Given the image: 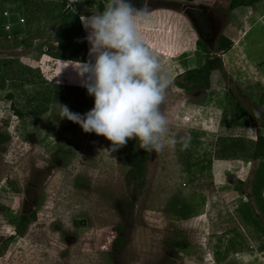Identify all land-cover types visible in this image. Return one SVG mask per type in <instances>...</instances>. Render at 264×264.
<instances>
[{"label": "rangeland", "instance_id": "obj_1", "mask_svg": "<svg viewBox=\"0 0 264 264\" xmlns=\"http://www.w3.org/2000/svg\"><path fill=\"white\" fill-rule=\"evenodd\" d=\"M85 1L73 13L63 8L65 0H0V14L15 18L19 35L46 36L30 46L24 38L0 41V132L8 135L0 151V264H264V230L238 226L234 211L246 199L264 224V185L254 188L257 161L248 157L254 134L264 135L257 126L264 97L238 79V66H232L233 76L223 70V52L214 51L221 22L215 1L129 0L135 9L144 2L167 11L157 15L164 21L158 31L154 23L138 31L171 79L161 110L178 141L149 153L140 186L124 183L125 168L111 141L61 118V105L81 115L94 107L87 88L72 83L85 79L76 65L63 68L46 55L72 56L76 43L89 53L80 17L97 8L95 0ZM205 49L221 64L210 88L176 87L186 65L200 62ZM42 94L49 97L39 103L44 110L29 113ZM235 100L255 127L242 115L239 125L226 127ZM220 138L233 149L217 158ZM182 203L195 207L186 218L179 216ZM20 214L28 221L16 235Z\"/></svg>", "mask_w": 264, "mask_h": 264}, {"label": "clouds", "instance_id": "obj_2", "mask_svg": "<svg viewBox=\"0 0 264 264\" xmlns=\"http://www.w3.org/2000/svg\"><path fill=\"white\" fill-rule=\"evenodd\" d=\"M146 14L147 5L136 10L129 0H107L103 11L80 17L94 62L75 64L94 107L81 115L61 105V118L78 123L86 133L103 135L112 142L111 151L133 138L149 153L178 142L161 110L171 79L138 31L137 21ZM180 142L188 147L186 138Z\"/></svg>", "mask_w": 264, "mask_h": 264}, {"label": "trees", "instance_id": "obj_3", "mask_svg": "<svg viewBox=\"0 0 264 264\" xmlns=\"http://www.w3.org/2000/svg\"><path fill=\"white\" fill-rule=\"evenodd\" d=\"M85 3L87 5H94V0H86ZM239 4L238 0H230L227 9H230L236 5ZM105 3L102 0H95V6L97 8V11H103ZM14 11V9H12ZM13 17V16H12ZM14 18V17H13ZM11 16L9 17V21L13 22L15 21V18L13 19ZM13 19V20H12ZM5 22L4 17L0 15V41H12L14 38L16 41L14 43H17L20 39V42H22V39L25 38L24 34L19 35L18 30L19 27L17 25H14L11 23V27L8 31H5L2 28L3 23ZM28 46H30L31 42L26 41ZM231 45V42L228 38H226L224 35H217L215 40V47L214 51L218 52H224L226 51ZM17 46V45H15ZM78 43L72 47L73 54L72 56H65L62 58H56L54 54H48L49 59L51 60H59L58 62H63L64 59L67 60H77L81 62L88 61V54L84 50V48L79 47ZM204 49V48H203ZM204 57L202 61L196 65L189 68L184 69L181 72L180 78L175 81V85L179 88H182L184 90H189L193 88L198 89H208L211 86V75L215 70H220L221 64L220 60L216 56H210L209 52H204ZM60 65V64H59ZM84 81V80H83ZM74 82V87L77 89H84L85 87L82 86V83L78 78L74 77L72 79V83ZM2 84V81L0 82V86ZM229 96H231V92H227ZM10 96V95H9ZM264 97V96H262ZM49 97L47 95H43L40 99H38L36 106H33V108L29 111V113L33 110L36 113H40L44 110V108L40 107V102H44ZM65 101V99H64ZM68 102V100H67ZM70 104L74 103L69 101ZM232 109L229 111V113L226 115V118H224V124L226 127H231V124H238V122H235L239 116H243L246 118V123L252 125L255 127L256 125L252 122L254 118L252 116L248 115V112L245 109H241L240 104L237 100L234 101ZM233 124V125H234ZM242 127V125L240 124ZM257 126L264 127V113L262 116H260V119L258 121ZM223 138H220L219 140H222ZM8 140V135L4 132H0V151L3 150V147L1 146L2 143ZM220 146L217 149V153L219 154L217 158H222L223 156H227L228 153L232 152L233 146H231V142L227 140L219 141ZM239 149H243L242 145L237 146ZM118 155V160L121 166L125 168L124 170V183H130L131 181H136V185L140 186L143 179L144 169L146 160L148 158L149 152H146L144 149L140 148L138 146V140L136 138L129 139L127 144L123 147H120L116 150ZM248 157L250 159H256V177L253 181L254 188L258 191L262 186L264 185V135L260 133H255L253 137V142L250 147V151L248 153ZM256 203L257 200L261 203V197L256 195ZM248 200L245 199L237 208L235 211V216L238 218L237 225L242 227V225H253L254 229L260 230V233L264 230V224L256 218V216L253 213V206L249 205ZM246 206V210L242 208V206ZM244 206V207H245ZM262 206V207H261ZM261 208H264V205L261 204ZM195 207H192L190 205H187L186 203H182L181 208L179 210V216L181 218H186L190 216V213H192L193 209ZM242 209L244 211H242ZM28 221V218L22 214H20L16 219L14 223V234L20 235L22 233V228L25 225L22 224L23 222ZM243 223V224H242ZM245 225V226H246ZM243 229V228H242ZM113 232H115V229H111ZM11 238V236H9ZM262 247H264V244H262Z\"/></svg>", "mask_w": 264, "mask_h": 264}, {"label": "crops", "instance_id": "obj_4", "mask_svg": "<svg viewBox=\"0 0 264 264\" xmlns=\"http://www.w3.org/2000/svg\"><path fill=\"white\" fill-rule=\"evenodd\" d=\"M214 1L217 15L221 17L219 34L224 35L231 42L230 47L221 54V62L224 68L223 70L226 73L229 70V74H227L233 76L232 66H238L237 69L240 71L237 73V75H239L238 79H244L245 81L252 83L253 86L257 88L254 90V96H264V0H238L239 4L230 9H227V5L230 0ZM79 4L80 0L71 8H67L64 3L63 8L65 11H72L75 13L77 11V7H80ZM164 8L165 7L161 6H153L152 9H147V14L137 21V26L144 25L147 27L150 23H154V29L155 31H158V25L164 24V21H158L157 15L160 13V10L167 12ZM150 28L147 27L146 29L151 30ZM43 34L44 33L39 32L37 34L27 32V34H24L25 38L23 41L25 40L26 42L30 40V45H33L35 41H40L46 37L43 36ZM45 34L47 35L48 32ZM216 37L214 39V43ZM80 47L84 48L86 52L88 51L83 45ZM46 55L48 56V54ZM87 57L89 61L91 59V57H89V53ZM58 61L59 60H55L56 63ZM201 61L202 59H200V62ZM75 62H77V60H64L63 65L60 64V66L63 68H70L74 66ZM200 62L190 66L186 65V68L196 66ZM55 64L53 69L55 68ZM186 92H188V90H186Z\"/></svg>", "mask_w": 264, "mask_h": 264}, {"label": "built area", "instance_id": "obj_5", "mask_svg": "<svg viewBox=\"0 0 264 264\" xmlns=\"http://www.w3.org/2000/svg\"><path fill=\"white\" fill-rule=\"evenodd\" d=\"M79 0H66V2H65V6L67 7V8H71L76 2H78ZM2 14V15H1ZM1 16L2 17H5L6 15H7V11H5V10H3L2 12H1ZM18 21L19 22H21L22 21V19L21 18H19L18 19ZM11 22L7 19V21L5 20V22L3 23V25H2V28L5 30V31H8L9 29H10V27H11V24H10Z\"/></svg>", "mask_w": 264, "mask_h": 264}, {"label": "flooded vegetation", "instance_id": "obj_6", "mask_svg": "<svg viewBox=\"0 0 264 264\" xmlns=\"http://www.w3.org/2000/svg\"><path fill=\"white\" fill-rule=\"evenodd\" d=\"M144 3V2H143ZM143 3L141 4L142 6L141 7H139L138 9H136V10H140V9H143L145 6L143 5ZM146 5V4H145ZM162 5V4H161ZM151 6H153V5H151ZM151 6H148L149 8L151 7ZM143 7V8H142ZM182 89V88H181ZM194 89V88H193ZM182 90H184V89H182ZM190 90V89H189Z\"/></svg>", "mask_w": 264, "mask_h": 264}]
</instances>
